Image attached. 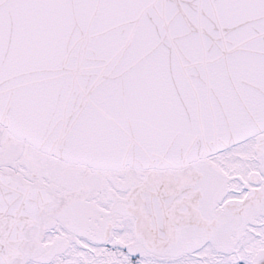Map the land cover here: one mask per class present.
Listing matches in <instances>:
<instances>
[{
	"label": "snow or ice",
	"instance_id": "obj_1",
	"mask_svg": "<svg viewBox=\"0 0 264 264\" xmlns=\"http://www.w3.org/2000/svg\"><path fill=\"white\" fill-rule=\"evenodd\" d=\"M0 264H264V0H0Z\"/></svg>",
	"mask_w": 264,
	"mask_h": 264
}]
</instances>
